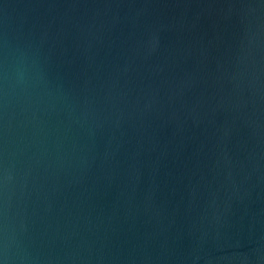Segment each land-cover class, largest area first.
I'll return each instance as SVG.
<instances>
[{
    "label": "water",
    "instance_id": "water-1",
    "mask_svg": "<svg viewBox=\"0 0 264 264\" xmlns=\"http://www.w3.org/2000/svg\"><path fill=\"white\" fill-rule=\"evenodd\" d=\"M0 260L264 264V0H0Z\"/></svg>",
    "mask_w": 264,
    "mask_h": 264
},
{
    "label": "clouds",
    "instance_id": "clouds-1",
    "mask_svg": "<svg viewBox=\"0 0 264 264\" xmlns=\"http://www.w3.org/2000/svg\"><path fill=\"white\" fill-rule=\"evenodd\" d=\"M0 264H5V262L3 260H0Z\"/></svg>",
    "mask_w": 264,
    "mask_h": 264
}]
</instances>
